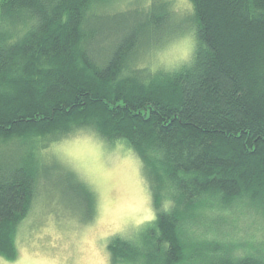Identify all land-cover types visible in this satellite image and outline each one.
<instances>
[{
    "label": "trees",
    "instance_id": "obj_1",
    "mask_svg": "<svg viewBox=\"0 0 264 264\" xmlns=\"http://www.w3.org/2000/svg\"><path fill=\"white\" fill-rule=\"evenodd\" d=\"M115 1L0 0V257H17L40 152L86 130L135 154L155 213L110 239L111 264H264V0H188L193 50L168 70L138 67L176 34L166 4ZM234 211L262 234L222 232Z\"/></svg>",
    "mask_w": 264,
    "mask_h": 264
},
{
    "label": "rangeland",
    "instance_id": "obj_2",
    "mask_svg": "<svg viewBox=\"0 0 264 264\" xmlns=\"http://www.w3.org/2000/svg\"><path fill=\"white\" fill-rule=\"evenodd\" d=\"M161 2L167 6L176 34L160 46L149 47L140 68H175L187 61L193 50L191 3L188 0ZM150 3L151 0H116L113 10L135 14ZM170 24L166 26L170 28ZM23 151L13 153V159ZM39 158L43 177L15 235L17 256L18 249L24 248L30 264H100L106 258L111 264L106 248L110 239L115 236L134 239L140 229L154 219L141 164L124 145H110L84 130L47 144ZM75 187L94 196L91 219L85 218L86 204L78 197L80 195H74ZM219 217L220 230L237 241L262 234L259 222L247 211ZM222 239L226 240L225 234Z\"/></svg>",
    "mask_w": 264,
    "mask_h": 264
},
{
    "label": "clouds",
    "instance_id": "obj_3",
    "mask_svg": "<svg viewBox=\"0 0 264 264\" xmlns=\"http://www.w3.org/2000/svg\"><path fill=\"white\" fill-rule=\"evenodd\" d=\"M0 264H9V262L5 259H0ZM11 264H30V261L27 260L25 256V249L19 248L18 249V256L15 261L11 262ZM100 264H108L107 258L100 262Z\"/></svg>",
    "mask_w": 264,
    "mask_h": 264
}]
</instances>
